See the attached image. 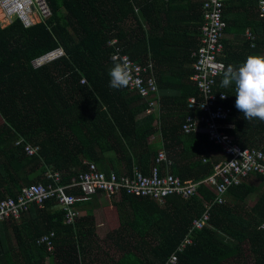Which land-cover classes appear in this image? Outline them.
Listing matches in <instances>:
<instances>
[{
  "label": "trees",
  "instance_id": "1",
  "mask_svg": "<svg viewBox=\"0 0 264 264\" xmlns=\"http://www.w3.org/2000/svg\"><path fill=\"white\" fill-rule=\"evenodd\" d=\"M176 1L184 4H175ZM205 1L47 0L51 15L42 22L31 27L20 19L7 27L0 24V200L16 198L27 186L48 184L45 175L49 171L62 172V182L67 184L86 170V162L108 174L115 171L120 177L136 172L148 176L158 166L156 160L164 148L173 161L170 173L183 183L188 171L180 169L182 162L196 172L194 182L213 175L219 161L207 156L219 149L204 135H184L181 131L186 115L191 114L187 99L200 94L190 79L192 67H181L184 62L192 64V51L201 45ZM246 1L226 3L224 18L228 27L223 44L227 65L239 66L249 55H264V18L256 12L255 1L250 6H238L237 2ZM177 7L186 14V27L179 30L169 27L171 11ZM248 29L255 36L254 46L245 40ZM227 32L244 37L242 52L230 54ZM112 40H119L124 53L134 61L144 62L151 55L158 65L161 90L176 89L179 94L162 92L153 108L141 94L130 91L129 85L119 90L109 87ZM58 49L65 52L64 57L39 69L34 67L35 60ZM221 79L222 75L216 77L214 89L228 93L226 104L232 107L228 121L237 125L228 133L242 148L264 152V121L258 123L259 119H253L248 124L253 130H243L245 119L235 108L234 89L221 87ZM149 109L152 111L147 113ZM257 128L262 130L259 135L254 134ZM160 134L161 140L152 141ZM28 144L41 146V152L28 155ZM108 152L115 157L121 155L119 160L112 158L113 166L101 158V154ZM68 158L72 163H62ZM245 186L244 183L231 187L226 201L229 194L242 191ZM253 189L247 187V195ZM119 196L122 201H137V221L130 231L139 240L135 245L116 246L119 259L106 252V257H99L101 250L94 244L97 236L93 211L67 225L62 210L50 211L56 206L50 201L45 208L33 206L31 212L36 215L32 222L25 218L24 226L12 222L0 226V264H165L189 233L192 221L205 212L206 204L216 200V194L206 185H201L190 199L169 198L163 207L126 192ZM227 209L226 204L215 206L210 211L209 225L215 223L218 227V217ZM237 219L232 218L234 225ZM259 223L251 229L246 225L241 231L244 236L226 230L232 239L221 236L211 226L193 231V243L178 255L177 264H264V230L259 229ZM233 229L239 232L235 226ZM51 233L56 234L55 253L38 243ZM244 242L251 245L253 262H249L240 246Z\"/></svg>",
  "mask_w": 264,
  "mask_h": 264
},
{
  "label": "built area",
  "instance_id": "2",
  "mask_svg": "<svg viewBox=\"0 0 264 264\" xmlns=\"http://www.w3.org/2000/svg\"><path fill=\"white\" fill-rule=\"evenodd\" d=\"M257 12L264 17V0H255ZM226 0H206L203 6L205 25L202 28L200 49L192 54L194 75L192 79L200 89L199 96H191L187 99V114L181 124L184 135H204L209 142L216 146L224 160L216 163L215 172L208 179L199 183H183L180 177L170 173L173 161L169 158L167 149L159 151L156 163L150 175L145 176L136 172L132 176L120 177L115 171L110 174L101 171L93 163L86 162V170L80 171L63 184V173L49 171L45 175L48 184L36 183L27 186L15 197H7L0 200V226L3 223L18 222L31 212L33 206L45 208L48 202L58 204L64 212L65 222L72 225L81 213L77 208L78 196L85 199L99 194L114 198L126 192L128 195L148 198L159 206H165L169 198L180 197L190 199L197 194L201 185H206L216 194L213 204L205 205V213L199 219L192 221L189 233L186 235L184 244L176 249L165 264H177L178 253H183L185 247L190 244V237L194 230L206 227L210 220V211L215 206L226 204V195L233 186H240L255 174H264V152L259 149L242 148L228 130L233 128L231 117L232 107L226 104L229 95L226 91L217 92L216 76L222 73L227 64L224 58L225 47L223 40L225 29L228 27L224 18ZM0 15L3 26L12 25L20 19L26 27L36 25L51 15V10L46 0H0ZM247 41L255 44V36L247 31ZM117 41L110 46L114 49L112 59L126 62L130 72L129 89L141 94L153 108L160 101L161 92L158 84L156 64L153 61L137 63L129 57L123 56L121 48L116 47ZM116 47V48H115ZM255 48V47H252ZM65 52L61 49L53 50L47 55L35 60L33 65L39 69L44 65L61 59ZM82 83H85L84 79ZM226 95L222 99L221 96ZM152 109L147 110V113ZM22 142V141H21ZM26 152L30 156L37 155L40 147L28 144ZM160 166V167H159ZM56 234L51 233L38 240L39 245L46 246L50 253H55Z\"/></svg>",
  "mask_w": 264,
  "mask_h": 264
},
{
  "label": "crops",
  "instance_id": "3",
  "mask_svg": "<svg viewBox=\"0 0 264 264\" xmlns=\"http://www.w3.org/2000/svg\"><path fill=\"white\" fill-rule=\"evenodd\" d=\"M200 1V0H197ZM203 1V0H201ZM252 1L255 0H247L246 3H238L239 5L243 6H250V3ZM256 2V1H255ZM227 3V0H226ZM175 4H184V2L181 1H176ZM257 4V3H256ZM250 8V7H249ZM258 8V6H257ZM241 12L242 9H241ZM257 12V11H256ZM171 15L170 16L172 19H170V21L173 20V27H175V29H180V28H185L186 27V22L185 19L186 18V14L183 12L179 11V7H177V9H175V11H171ZM230 17H232V19L235 18L234 14H231ZM164 19L167 21L168 18H166V16H164ZM175 19H179L180 20V26L178 27V24L176 23ZM249 31V29L247 30ZM246 31V32H247ZM182 34V33H181ZM202 35V34H201ZM186 36V35H184ZM188 37V36H186ZM192 40H190L191 42ZM243 38L242 35H239L237 33L234 32H227L226 34V43L228 42V51L230 52V54H236L235 51H238V53L242 52L240 50V46L243 44ZM191 46H189L188 48H190ZM238 49V50H237ZM245 54H247V52H245ZM179 68V67H176ZM181 68H191L190 64H185L182 65ZM167 90V91H166ZM163 94H170V95H177L179 94L178 90L176 89H162ZM164 112V111H163ZM157 122V121H156ZM262 121L259 120L258 123H260ZM254 124V122H252ZM250 124L249 121L245 120L243 121V130H247V131H251L253 129H249L248 125ZM232 125L234 126L232 129L236 128V124L232 123ZM259 128H257V130H254V134H261L262 130H258ZM259 137V136H256ZM155 138L152 139V141H158L161 140V134L158 136L153 137ZM150 141V142H152ZM111 145H115V141L114 140H110ZM104 146H107L105 144L104 141ZM178 152L180 151L181 147L178 146L177 147ZM54 155V154H53ZM116 155H114L112 152H108L107 154H101V158H103L104 160H106V162L113 166L112 164V158H117L118 160L120 159L121 155H117V157H115ZM170 156V154H169ZM171 157V156H170ZM208 158H211V160L213 161H222L224 160V157L222 156V154L220 153V151H216L213 150L211 151L208 156ZM72 159L68 158V159H63L64 164L69 165ZM194 161V160H193ZM86 162V161H84ZM217 162V163H219ZM58 163V162H57ZM187 162H182V164H180V169L185 168V171H188L186 179L187 181H192L193 177L196 176V172H194L193 168H191V166H189L188 164H186ZM182 166V167H181ZM179 167V165H178ZM186 181V180H185ZM247 187H252L254 188L253 191H251V194L247 195V190H246V186L245 189L242 191H238L236 193H232L229 194L227 196V201H226V205L228 206V209L226 211V213H222L219 218V225L217 227V225H209V222L207 223L205 228H208L211 226L212 229H215V231H217L221 236L223 237H228L230 238L227 234H226V230H233L235 231L236 235H240V236H244L246 235L245 233H241V231L244 229V227L246 225H248V228L251 229V227H254L257 225V223H259V229L260 230H264V177H252L249 180H247L245 182ZM78 201H80V204L78 205V208L80 210V212L82 213L83 216L87 215V213L89 211H93L94 214L96 215V229H95V235L97 236V241L96 243H94L95 245L99 244V243H110V245L112 246H119V245H135L136 243H139L138 241H136V237H133L132 233H131V226L135 225L137 218H136V211H135V206L137 205V201H122L121 200V196H117L114 198H109L108 196L104 195V194H99L93 197H88V198H84L83 196L79 195L78 196ZM159 206V205H158ZM206 209V208H205ZM55 210H61L60 206L58 204H56V206L54 208H51L50 211L52 213H54ZM205 213V212H204ZM203 213V214H204ZM30 214H32V217L29 218ZM27 217H24V219L18 223V225L22 226L23 225V221L26 219L31 220V222L33 221V217H35L36 212L33 213L31 212ZM203 214L200 217H197L196 219H199L203 216ZM233 217H237V221L234 222L232 221ZM24 226V225H23ZM234 226L237 228L238 231L234 230ZM201 229V230H203ZM196 231V230H194ZM193 234V232H192ZM190 237V244L192 245L193 240H192V235ZM148 239L150 240V237L147 236ZM94 238V237H93ZM135 238V239H134ZM147 239V238H146ZM147 239V240H148ZM186 238L183 239L182 243L179 245L182 246L184 244ZM232 239V238H230ZM91 241V240H90ZM228 243H231L229 240H227ZM233 242V240H231ZM142 241H140L141 243ZM92 244V242H91ZM93 245V244H92ZM129 245V246H130ZM243 249V252H245V256L248 258L249 262H253L254 260V255L251 253V245L249 242H244L243 244L240 245ZM186 248V247H185ZM184 251V250H183ZM176 253V251L174 252ZM173 253V254H174ZM172 254V255H173ZM181 253H178V255ZM171 255V256H172ZM94 258V257H92Z\"/></svg>",
  "mask_w": 264,
  "mask_h": 264
},
{
  "label": "clouds",
  "instance_id": "4",
  "mask_svg": "<svg viewBox=\"0 0 264 264\" xmlns=\"http://www.w3.org/2000/svg\"><path fill=\"white\" fill-rule=\"evenodd\" d=\"M165 1H168V0H165ZM258 14L260 15V13H258ZM0 17H1V15H0ZM262 18H264V17H262ZM0 24L2 25V27L9 26V25L3 26L1 20H0ZM201 37H202V35H201ZM201 37H200V43H201ZM243 40H244V37H243ZM245 40H246V38H245ZM113 41L118 42L116 47L121 48L122 55L129 57L127 54L124 53V49H123L122 44L119 40L110 41L109 47L111 48L110 44ZM200 46L197 50L192 51V54L194 52L198 51L200 49ZM223 46L225 47V51H226V46L224 44H223ZM111 49H112V55H113L114 49L113 48H111ZM192 54H191V59H192ZM226 57H227V55L224 52V58L222 59L224 62H225ZM111 58H112V56H111ZM151 58L152 57L150 55L148 58H146L144 60V62H137V61L136 62L137 63H145V61H153ZM130 60L134 61L131 58H130ZM192 61L193 62L191 64V67L193 70V74H192V76H193L194 72H196L193 69V63L196 60L192 59ZM157 66L158 65L156 64V70H157ZM157 75H158V73H157ZM219 75H222L221 87H223V88L233 87L234 95L236 97L235 108L243 114L244 119L247 121H251L253 119H259L260 121H264V55H249L245 61H243L241 64H239V66H233L231 64L227 65V67L224 68L222 70V73ZM108 76H109V87H111L113 89L119 90V89L125 88L130 83V72H129V69H128L126 62H120V61H117L114 59L112 67L108 70ZM190 79H192V77H190ZM191 82L194 83L193 80H191ZM158 84H159V82H158ZM194 84H196V83H194ZM196 86L198 87L197 84H196ZM215 86H217V82H216ZM159 89H160V92L162 94V90H161L160 86H159ZM199 91H200V89H199ZM217 92H219V91H217ZM221 98L222 99L226 98V95H222ZM31 145H34V144H31ZM34 146H36V145H34ZM38 147H40V151H39V153H40L41 152V146H38ZM185 182L199 183V182H194V181H185ZM200 182H202V181H200ZM79 203H80V201L77 202V205H76L77 208H78ZM78 210H79V208H78ZM81 215H82V213H81ZM3 225H4V223H3Z\"/></svg>",
  "mask_w": 264,
  "mask_h": 264
},
{
  "label": "rangeland",
  "instance_id": "5",
  "mask_svg": "<svg viewBox=\"0 0 264 264\" xmlns=\"http://www.w3.org/2000/svg\"><path fill=\"white\" fill-rule=\"evenodd\" d=\"M0 20H1V17H0ZM176 23L178 24V27L180 26V20L179 19H175ZM169 27L171 29L175 28L173 27V20L169 23ZM12 223H18V222H12ZM98 248L97 250H101L99 253H100V256H104L106 257V255L104 254V252L108 253L110 255V257H113L115 259H119L120 258V250L118 247L116 246H112L110 245V243H99L97 244ZM97 251V252H98Z\"/></svg>",
  "mask_w": 264,
  "mask_h": 264
}]
</instances>
